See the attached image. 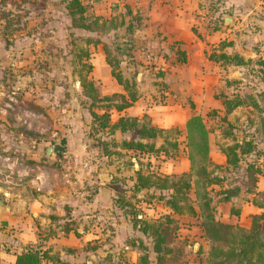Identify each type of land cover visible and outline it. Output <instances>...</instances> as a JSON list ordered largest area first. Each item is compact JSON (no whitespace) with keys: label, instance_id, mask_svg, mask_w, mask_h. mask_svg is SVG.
<instances>
[{"label":"crops","instance_id":"obj_1","mask_svg":"<svg viewBox=\"0 0 264 264\" xmlns=\"http://www.w3.org/2000/svg\"><path fill=\"white\" fill-rule=\"evenodd\" d=\"M86 1L91 4L90 13L99 17L101 21L108 23L111 18L114 22L118 20L111 29L120 33L121 40L128 41L130 46L126 54L121 56L119 70L124 77L132 80L136 98L119 111L110 110V122H114L119 116L136 117L138 121L145 116L149 124L163 130L178 128L183 138L186 119L191 115H200L207 129V122L217 123L215 129L219 131L221 129L222 140L227 142L215 150L210 141L213 134L208 130L207 169L210 171L213 169L212 174H216L218 168H225V156L221 148L241 137V134L235 137L231 133L234 115L240 110H255L245 100L225 115L226 121L222 120L224 97L232 99L236 96L240 98L245 96L241 94L245 87L241 82L245 80L244 65L255 55L249 48V45H252L250 40L255 42L254 45L259 40L252 39L253 36L249 39L245 34L249 29H240L243 28L241 22L236 25L233 23L235 16L244 14L245 6L250 2ZM44 2L45 0H0V140H3L0 144L2 155L0 157H9L10 154H6L13 152L12 148L14 151L24 152L26 142H31L29 160L35 163L32 166L26 165L25 169L19 170L20 172L13 166L12 169L16 174L35 171L40 182L38 192H30L23 185L14 186V182L4 188L0 186V197H3L6 203V207L0 209V264H13L15 255L27 247H37L47 253L48 258L43 259L41 264H121V261L111 262V258L114 255L124 257L126 254L133 258L131 249L136 247L130 245L128 241L132 233V237L141 234L132 226L129 216L122 212L116 200L115 194L118 189L113 182L115 179L111 180L116 173L108 169L111 165L105 164L106 168L103 167L102 172H97L91 166L79 170L76 178L83 187L79 185L77 188L76 185V192H70L55 179L58 175L57 170L49 172L42 169L41 161L38 160L41 148L47 157L45 148L49 145L42 139L45 124L42 110L45 100L47 104L51 103L48 99L53 97V94L45 93L46 90L39 81L41 71L37 63L41 61V56L28 52V47L36 48L39 44L37 36L43 29V13L46 11ZM48 8L51 10L48 17L51 30L60 29L59 21H54L53 17L58 12L57 7L51 3ZM106 18L108 21H105ZM128 23L131 26L130 33L125 32ZM256 28L253 26L250 31ZM87 47L94 51L87 59L91 65L87 77L100 84V95L118 93L126 98L123 86L110 74L102 46L89 43ZM144 49L155 54L156 65L160 66L157 75L141 68L140 53ZM220 52H225L230 57L235 55L236 58L226 62L217 57ZM261 59H264V56L259 55L256 62ZM223 67L229 71L226 73ZM48 90L52 92V87ZM54 92L58 93L57 87ZM254 92L251 90L246 93L255 96ZM157 97L161 101H158ZM209 113L215 119L209 120L206 116ZM216 130L213 132H217ZM130 132L114 133L121 136L129 135ZM73 142L72 138H66L68 146ZM117 153L125 156L133 154L120 147ZM183 155L184 170H187L185 151ZM137 169L133 167L130 170L129 178L125 179L129 184L123 190H130L135 198L137 192L158 190L154 188L134 190ZM122 174L124 175V172ZM154 174L159 175L158 172ZM259 178L261 176L253 188L256 192L264 191V185L257 186L258 182H261ZM214 185L218 187V183L207 187L211 206L214 208V218L232 223L229 222L231 214L236 216L239 213L243 218L247 216L248 221L244 226L237 224L248 227L251 215L258 213L260 209L251 199L244 200L241 210L232 207L229 200L238 194V190L231 191L234 194L223 200L221 199L223 193H220L222 189L214 191ZM127 201H131V198H127ZM224 203L229 204L226 215ZM244 207L247 210L245 213L242 212ZM136 217L146 219L144 216L141 217L138 211ZM133 260L131 263L134 264Z\"/></svg>","mask_w":264,"mask_h":264},{"label":"rangeland","instance_id":"obj_2","mask_svg":"<svg viewBox=\"0 0 264 264\" xmlns=\"http://www.w3.org/2000/svg\"><path fill=\"white\" fill-rule=\"evenodd\" d=\"M65 1L66 0H45L44 5L46 11L43 13V29L39 31L37 36L39 44L36 48L35 46L28 47V52L37 53L41 56V61L37 63L38 69L41 71V78L39 77V81L43 84V88L46 90L45 93L53 94V97L48 99L51 103L47 104L45 100V105L42 110V114L44 115L43 121L45 123L43 126L44 131L42 139L45 142H48V145L52 144V142H57L62 136L65 138L70 137L74 141L71 146L65 144L64 151L54 156L47 155V157H45L44 150L41 148L39 150L41 156L38 160L41 161L40 165L42 166V169L49 172L50 170H57L58 172V165H60V163L61 165L64 163L66 156L71 157L74 162H79L78 159L81 156H86L89 161V167H94L97 172H102V168H106L105 164L108 163L111 165L108 169L116 173L111 178V180L115 179L113 182L115 183V188L118 189L115 195H122L121 197L126 201L127 198H131V201L128 203L137 209L141 217L144 216L146 219L157 218V220H161L162 217L166 215L172 217L173 222L170 225L176 226L172 244L176 245L181 251L180 263L207 264L206 252L208 251L209 243L201 235L200 229L196 226L195 217L187 210H184L180 215L168 213V208L164 203L168 194L167 191H154L152 189L150 191L137 192L135 193V195H137L135 198L132 196V192H130V190H123L126 189L124 187L129 184V182L125 179L129 178V172H131L130 170L133 167L140 168L146 173H153L150 174L151 176H155L156 174H154V172H158L159 175H164L173 178L174 180H177L182 173L187 171L184 170L185 156L183 155L184 145L181 131H179L176 127L165 128L162 136L157 137L154 140V147L158 148L163 146V152H155L150 155H147L145 152L139 154L133 153L132 155L130 154V156L117 153L119 149L118 145L121 139L136 138L134 132H130L129 135L124 134L121 136H116V134L113 133L115 136H112V134L106 132L105 128H99L97 122L94 123L95 121L89 113L90 107H88V105L90 100L84 95L77 79L78 74L83 73L87 63H89L87 61L89 54L94 52L93 50L91 51V49H88L87 44L95 42L101 46L106 45L109 57H115L117 55V52L114 50V45L121 44L123 41L121 40L122 37L120 33H117L113 28L111 29V26H115L116 23H118V20L116 19L114 22L112 18L110 21L106 18L107 20L105 21H108V23L101 21L99 17H95L90 13L91 4L86 0H80L85 7L83 14L80 17L78 14L70 17L64 8ZM248 2L250 3H248L247 6L244 5L246 8L244 14L241 16H235V20L233 22L234 25L241 22V27L243 28L240 29H249V32H244L249 36V39L252 36L254 37L252 39H259L258 42L256 41V45H254L255 42L253 40H250L252 45H249V48H251L255 55L250 58L246 65H244L245 80L241 82H243L242 85L245 87L243 89L244 92L241 93L242 95H246V92L251 90L255 91L254 93L261 89L264 90V67H261L256 62L259 55L264 56V0H248ZM51 3L58 9V12L55 13L53 17L54 21H59L60 29L52 28L51 30L50 25L48 24L50 20L48 17L51 15V10L48 6H50ZM77 23L89 24V29H83L79 26H75L78 25ZM253 26H256V29L258 30L255 29L250 31ZM239 27L240 26H238L237 29H239ZM239 32L242 31L239 30ZM255 33H257V35ZM148 53L154 56L151 61L145 58V55ZM84 54H87L88 57ZM140 57L142 61V69L149 73H153L154 75H157L160 72V66L156 65L157 59H155L156 57L153 52L150 50L148 51V49H144L142 53H140ZM224 70L226 73L229 71L227 68H224ZM150 76L152 75L150 74ZM91 81L98 89L100 84L98 85L97 81ZM49 87H52V92L48 90ZM56 87L58 88V93L54 92ZM45 98H47V96H45ZM157 98L158 101H161L159 97ZM254 98L260 103V111L246 109L240 110L236 113L233 117L234 125H232L233 130H231V133L235 137H239L241 133H245L249 137L252 136L256 149H264V125H262V122L264 121V110L259 96L255 94ZM104 103L105 102L95 103L92 110L98 114L101 113V109L99 107H101ZM206 116H208L207 118H209V120L213 117L211 113ZM239 117H241V119H239ZM140 121L149 123V120H147L145 116H142ZM215 124L217 123L214 121L209 123L207 122L208 130L213 134L211 135L210 141L212 142L213 148L216 150L227 142L226 140H222L223 137L221 135L222 132H220L221 129L220 131L218 129L216 130L215 128H217V125ZM214 130L217 132H213ZM2 142L3 140H0V144ZM173 142L176 147L171 145ZM30 143L31 142H26L24 152L23 150L14 151L12 148L13 152L7 151L8 154L6 155L10 154L7 159L0 157L1 187L4 188L6 185L9 186L14 182V186L23 185L27 190H30V192L39 191L35 188V182L37 183V175H35V171H28L26 173L22 172L21 174H16L15 172L13 173V171L12 173H9V170L5 166L8 162L14 163L13 167L17 170V172H20V169H25L26 165L32 166L29 162H27L29 161V156H31V153H29L31 150L29 147ZM252 159L258 158L256 156H246V158L240 161L239 166L237 167L217 169L216 175L221 177V182L218 184V187L217 185H214V191H217L218 189L227 190L228 192L234 191L235 189L238 190V194L232 196L229 200V204H231L232 207H237L236 209L238 210H241V207L245 202L244 200L248 201L253 198L264 205V197L252 189L253 187H249L246 181L244 170L245 162L251 161ZM124 170L128 172H125ZM122 172H124V175ZM34 179L35 182H33ZM55 179L63 185L62 179L59 175H57ZM259 181L261 182H258L257 186L262 187L264 185V176H261ZM79 185L81 184L77 182V188ZM81 187H83V185H81ZM66 190L69 191L68 189ZM211 194H213V191ZM186 200L188 203L195 206L192 189L187 190ZM229 204L224 203V215L228 213ZM246 211L247 210L244 207L242 212L245 213ZM217 217L219 218L218 215ZM230 219L231 220L229 222L238 223L243 226L248 221L247 216H244L243 218V216L239 213L236 216L231 214ZM132 235L133 233L130 236L131 238ZM143 240L146 241L145 238H143ZM131 252V255H134L133 258H131L130 254L124 255V257L114 255L113 258H111V262L114 263L121 261V264H129L132 259H134L133 261L135 264L137 262L139 250L134 248L133 250L131 249ZM148 257L151 262L150 264H154V254L149 252Z\"/></svg>","mask_w":264,"mask_h":264},{"label":"trees","instance_id":"obj_3","mask_svg":"<svg viewBox=\"0 0 264 264\" xmlns=\"http://www.w3.org/2000/svg\"><path fill=\"white\" fill-rule=\"evenodd\" d=\"M64 8L70 17L76 14L80 17L85 10L80 0H66ZM77 24L75 26L89 29V24ZM130 27V23H128L125 30L126 33L131 32ZM92 43L97 44L95 42ZM129 48L128 41L115 44L114 50L117 52V55L109 57L107 46L102 45L105 61L110 67V74L118 84L123 86L127 95L126 98L123 94L118 93L101 96L99 88L97 89L92 81L87 78V73L91 69L89 61L83 73L80 74L78 72V84L81 90H83L84 95L90 100L88 105L90 107L89 113L95 121L94 123L97 122L99 128H105L109 134H113L115 131L134 132L136 138L121 139L118 145L121 149L137 154L142 152L148 154L163 152V146L154 147V140L163 134L162 128L151 125L148 122L138 121L136 117L129 116H119L114 122H110V110L119 111L128 106L136 98L132 80L124 77L119 70V64L122 60L121 56L125 55L126 50ZM217 57L226 62L229 59L233 60L236 58L235 55L230 57L225 52H220ZM257 63L261 67H264V59L258 60ZM255 94L259 96L264 110V91L260 90ZM245 100L255 110L260 111V103L255 100L252 94H246L243 98L236 96L229 99L224 97L222 101L224 113L222 120L226 121L225 115L233 107L243 103ZM96 101L105 102L99 107L101 109V113L99 114L92 110L94 104L97 103ZM262 125H264V121ZM182 140L188 161L187 171L182 173L177 180H174L164 175L156 174L155 176H151L150 173H146L138 168L135 171L133 189L154 188L165 190L168 192L164 200L165 206L169 210L168 213L180 215L184 210H187L195 217L196 226L200 229L201 235L209 243V248L206 252L207 264H264V205L254 198L251 199L252 203L260 211L251 215L250 223L246 228L235 223L222 222L215 219L214 208L211 206V197L206 189L210 184H219L221 178L216 174H212V171L207 169L209 164L208 129L200 115H191L186 119ZM174 142L171 145L176 147ZM221 151L225 156V166L231 168L239 166L240 161L246 158V156H256L258 158L245 162L244 170L249 187L254 188L258 177L264 176V149H256L252 136L249 137L247 134L241 133V137L234 139L232 143L222 147ZM27 162L30 165L35 163L31 160ZM189 189H192L195 206L186 200V192ZM229 192L227 190L220 191V193H223L221 199L227 200L229 196L234 194L231 191ZM258 194L264 197V191L258 192ZM121 196L120 194L116 195L120 209L126 216H129L132 226L141 234L140 236L132 237L128 241L130 245L135 246L139 250L135 264H150L149 252L154 254V264H181V251L176 245L172 244L176 229V226L170 225L173 222L172 217L166 215L161 220H157V218H137L135 208L128 201L123 200ZM46 258H48V255L45 251H41L37 247H27L15 255L13 264H41L42 260Z\"/></svg>","mask_w":264,"mask_h":264},{"label":"built area","instance_id":"obj_4","mask_svg":"<svg viewBox=\"0 0 264 264\" xmlns=\"http://www.w3.org/2000/svg\"><path fill=\"white\" fill-rule=\"evenodd\" d=\"M145 58L149 61H151L153 59V56L148 53L145 55ZM3 159H7L8 157H2ZM79 162H74V160L69 157L66 156V160L64 161V163L59 166V171H58V175L60 176V178L62 179V183L63 185L70 191V192H76V185H77V173L79 170H85L89 167V161L88 158L86 156H81L79 159ZM10 165V166H8ZM14 165V163H6V168L9 170V173H12L13 169L12 166ZM37 180V184H36V190L40 189V182L38 177H36Z\"/></svg>","mask_w":264,"mask_h":264},{"label":"water","instance_id":"obj_5","mask_svg":"<svg viewBox=\"0 0 264 264\" xmlns=\"http://www.w3.org/2000/svg\"><path fill=\"white\" fill-rule=\"evenodd\" d=\"M66 144V138L64 136L60 137L59 140L52 145H49L45 148L46 155H56L64 151ZM6 207V203L3 197H0V209Z\"/></svg>","mask_w":264,"mask_h":264}]
</instances>
